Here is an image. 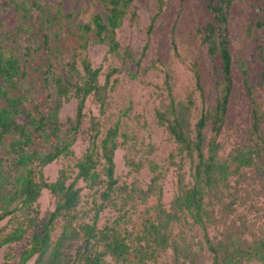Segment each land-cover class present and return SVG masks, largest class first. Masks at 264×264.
<instances>
[{"label":"trees","instance_id":"trees-1","mask_svg":"<svg viewBox=\"0 0 264 264\" xmlns=\"http://www.w3.org/2000/svg\"><path fill=\"white\" fill-rule=\"evenodd\" d=\"M101 1L103 10L93 14L88 22H79L73 30L71 21L64 25L68 37L72 38L69 41L65 38L59 44L51 42V36L44 32L35 37L37 23L32 22L31 6L41 10L37 1L31 6L27 0L15 4L14 27L0 19V249L27 241L19 262H9L11 256L6 254L2 264H26L34 256V264H146L157 260L168 248L173 250L176 261L182 258L189 264H201L197 251L185 238L174 234V224L191 217L204 227L205 218L210 216L206 197L222 193L230 177L239 174L242 168H255L264 178V112L248 83L252 116L248 141L226 158L219 154L221 144L217 137L224 125L233 88L234 63L228 38L232 0H208L211 20L202 26L203 41L208 45L210 56L219 54L222 62L224 85L216 104L201 112L194 127L193 102H175L171 90L168 108L157 111L160 123L166 125L179 151L185 152L194 163L193 182L188 185L182 176L179 178L178 191L167 209L163 204L164 174L161 166L151 161L153 176L148 187L134 190L136 193L132 196L136 195L143 203L150 201L152 214L142 228L131 230L123 226L126 213L110 225L99 227L97 224L100 211L107 203L114 202L113 192L118 183L114 155L124 140H119L117 125L100 139V122L91 119L90 145L78 158L73 178L69 167L60 169L53 182L44 173V168L61 156L74 155L73 145L82 130L88 97L93 95L101 106L105 105L110 77L120 71L113 68L101 84L100 69L90 60L83 58L82 71L78 68L79 54L74 46L86 49L90 36L97 43L106 44L110 52L120 51L117 29L122 26L133 0ZM255 15L254 23L262 26L264 14L260 6ZM73 16L72 13L65 15L69 20ZM10 36L13 40L4 44V39ZM122 58L133 59L127 50ZM195 75L198 88L202 89L201 75L198 72ZM72 98L77 101L76 115L66 124L60 113ZM208 125L213 132L210 138L205 132ZM79 181L91 189L104 187L100 202L93 200L92 222L79 220L83 189ZM44 189L56 197V205L41 216L38 200ZM60 218L64 221L62 230L54 240L52 232ZM5 219L8 221L2 226ZM245 231L246 228L228 231L217 241L206 233L212 264H264V234L252 233V238L247 240L242 237ZM76 240L81 244L75 253L65 252L67 241L72 244ZM108 256L111 262L107 261Z\"/></svg>","mask_w":264,"mask_h":264},{"label":"rangeland","instance_id":"rangeland-1","mask_svg":"<svg viewBox=\"0 0 264 264\" xmlns=\"http://www.w3.org/2000/svg\"><path fill=\"white\" fill-rule=\"evenodd\" d=\"M23 1L26 0H0V19L10 27L16 26L15 4ZM27 1L30 6L34 1L41 5V10L31 6L32 22L37 23L35 37L44 32L51 36V42L57 44L65 38L66 41L72 38L63 28L67 22L71 21L73 30L79 22H88L93 14L103 10L101 0ZM207 3L208 0H133L122 26L117 29V39L121 44L118 54L110 52L106 44L97 43L91 36L86 49L74 46L79 54V70L82 71L83 58L90 60L95 68L100 69L101 84L105 83L106 75L113 68L120 71L110 77L105 105L101 106L93 95L88 97L82 130L73 145L74 155L61 156L48 164L44 173L47 180L53 182L60 169L69 167L73 178L78 158L90 145L91 119L100 122V139L105 137L109 128L117 125L119 140H124L114 155L118 183L113 192L114 202L107 203L99 213V227L112 224L119 215L126 213L124 227L130 230L142 228L152 214L150 201L143 203L136 195L133 196L134 190L148 187L153 176L149 167L151 161L159 164L163 171V204L167 209L178 191L179 178L182 176L188 185L193 182L194 163L185 152L179 151L166 125L160 123L157 111L168 108L171 90L175 102H193L191 122L194 127L201 112L216 104L224 80L220 55L211 57L208 45L203 41L202 26L211 20ZM258 6L264 14V0H232L230 6L228 38L234 63L233 88L224 125L217 137L221 144L219 154L224 158L248 141L252 116L247 83L264 112V24L254 23ZM68 13L74 15L71 20L65 17ZM11 40L12 36L4 39L3 43ZM145 46L147 49L144 50ZM126 50L133 59L122 58ZM196 72L201 75L202 89L198 88ZM76 107L74 98L64 104L60 113L64 123L68 124L69 118H75ZM205 132L208 138L213 135L211 125ZM229 180L222 193L206 197L210 216L205 218L204 227L187 217L172 228L175 235L185 238L197 251L201 264H212V254L205 242L206 233L216 241L224 238L228 231L239 232L243 228L246 231L242 237L247 240L252 238V233L264 234V178L255 168L244 167ZM78 185L83 188L79 220L92 222L95 215L93 200L96 198L100 202V191L104 187L91 189L83 181ZM55 205L56 197L44 189L38 200L41 216L53 210ZM7 221L3 220L1 225ZM63 222L61 218L55 222L54 240L59 237ZM80 244V240L72 244L67 241L64 250L74 254ZM26 245L25 239L4 245L0 249V264L5 261L6 254L11 256L9 262H19ZM35 259L36 256L26 264H34ZM106 259L111 262L109 256ZM146 264L189 263L182 258L176 261L173 250L168 248L157 260Z\"/></svg>","mask_w":264,"mask_h":264}]
</instances>
